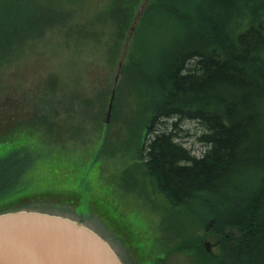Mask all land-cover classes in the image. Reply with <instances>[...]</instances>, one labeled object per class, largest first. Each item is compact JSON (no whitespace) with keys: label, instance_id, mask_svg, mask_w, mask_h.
<instances>
[{"label":"trees","instance_id":"trees-1","mask_svg":"<svg viewBox=\"0 0 264 264\" xmlns=\"http://www.w3.org/2000/svg\"><path fill=\"white\" fill-rule=\"evenodd\" d=\"M95 3L0 0V63L14 45L67 29L66 48L102 46L113 68L141 10L117 95L139 96L140 112L149 114L143 166L172 207L188 215L195 205L189 210L203 209L219 231H237L231 264H264V0H105L92 9ZM59 85L41 99L36 122L56 125ZM64 105L70 114L72 100ZM183 120L204 128L201 157L176 141ZM18 153L0 159V202L18 175H9Z\"/></svg>","mask_w":264,"mask_h":264},{"label":"rangeland","instance_id":"rangeland-1","mask_svg":"<svg viewBox=\"0 0 264 264\" xmlns=\"http://www.w3.org/2000/svg\"><path fill=\"white\" fill-rule=\"evenodd\" d=\"M90 1L96 2L92 9L105 4V0ZM141 10L113 68L108 67L111 60L102 46L86 48L78 42L66 48L62 41L67 29L14 45L0 63V159L19 151L9 173L12 177L16 170L18 175L0 207L32 193L61 195L73 199L76 209L102 213L111 220L133 244L140 264H231L237 231L221 232L209 224L212 219L203 215V209L192 213L189 209L195 205H189L187 215L158 193L140 153L149 114L140 112L139 96L123 91L117 95ZM58 84L52 97L60 116L56 125L45 126L35 121L44 114L41 99L48 101V88ZM68 99L74 105L70 114L64 105ZM116 99L119 103L114 107ZM203 130L199 123L183 120L174 134L193 156L201 157L206 151L199 141ZM201 250L208 254L205 258Z\"/></svg>","mask_w":264,"mask_h":264},{"label":"water","instance_id":"water-1","mask_svg":"<svg viewBox=\"0 0 264 264\" xmlns=\"http://www.w3.org/2000/svg\"><path fill=\"white\" fill-rule=\"evenodd\" d=\"M118 79L119 71L115 85ZM113 96L114 89L107 118ZM0 264L140 263L133 244L102 213L78 210L61 195L32 193L0 207Z\"/></svg>","mask_w":264,"mask_h":264}]
</instances>
